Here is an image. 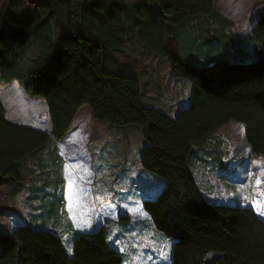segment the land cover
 <instances>
[{"label": "trees", "instance_id": "obj_1", "mask_svg": "<svg viewBox=\"0 0 264 264\" xmlns=\"http://www.w3.org/2000/svg\"><path fill=\"white\" fill-rule=\"evenodd\" d=\"M153 1L162 16H155L142 0L133 4L81 0L77 22L69 20L70 35L61 31L58 40L55 23L41 11L18 16L1 10L0 34L9 28L10 36L0 38V57L1 45L18 48L12 59H2L0 79H15L27 95L43 99L52 131L8 122L0 103V178L19 181L18 163L51 137L62 140L78 110L88 106L97 121L143 129L141 166L164 184L142 207L154 229L173 242L171 264H264V221L251 207L209 202L193 171L201 153L192 149L193 143L200 145L209 134L235 121L245 128L250 155L264 157V11L252 37L244 38L236 36L231 23L216 11L217 0ZM64 12L62 21L67 18ZM192 29L205 39L203 46L212 44L219 52L230 38H237L238 43L252 46L251 54L215 66L193 63L178 49L179 44L183 51L194 44ZM34 36L43 37L41 46L51 54L39 68L21 70L22 55ZM128 40L163 58L172 74L189 82L190 102L175 116L145 106L137 78L107 70L123 66L120 57L127 56ZM69 246L71 255L61 237L21 225L9 234L0 233V264L123 262L102 227L76 234Z\"/></svg>", "mask_w": 264, "mask_h": 264}, {"label": "rangeland", "instance_id": "obj_2", "mask_svg": "<svg viewBox=\"0 0 264 264\" xmlns=\"http://www.w3.org/2000/svg\"><path fill=\"white\" fill-rule=\"evenodd\" d=\"M80 1L81 0H0V12L5 9L9 13H15L20 16L22 13L28 11H41L46 18H50L55 23V32L58 35V40L61 31L66 35H70L69 20L71 19L73 24L77 22L78 3ZM135 1L138 0H125L128 4ZM143 1L155 16L161 15L153 0ZM216 9L235 23V31L242 32L245 29L249 34L250 32L248 31L250 30L249 26L252 22L251 20L257 12L264 9V0H218ZM63 11H65L64 14L67 15V18L62 21L61 15ZM69 14H71L70 18H68ZM12 26L13 25H11V27ZM14 28L20 31L19 28ZM8 31L9 28H6L4 32L0 34V38L9 39L10 33ZM42 41L43 37L39 38L37 36L29 40L30 49L22 55V62L19 64V69L35 70L41 66L39 64H41L42 59L47 58L49 52L51 54V50H47V48L41 46ZM17 48L15 44L13 47L12 44L7 46L1 45L3 56L0 57V63L3 61L2 59H12L14 51H16ZM6 50H8V53L5 52ZM125 51L127 56L120 57L123 66L120 65L114 68H107V70L124 76H138L141 82L143 78L144 85V63H150L152 57L156 58V62L164 60L160 57H156L146 49L143 50L139 44L129 45ZM139 60L141 62L137 63ZM45 62L47 63V61ZM134 64L138 66L132 68ZM167 65V62H159V73H161V75L162 73L164 74L156 82L153 81V85H149L150 91H148L150 94L147 95L150 97H158L161 102L167 105H163V109L169 113L181 98L176 95L174 89L172 90L170 88V84L173 81L169 77ZM174 79L181 82L184 81L180 78ZM7 86H12V90H16L15 94L13 93L9 96L8 91H5L4 88ZM180 87L185 95L186 86L181 84ZM159 93L161 96L158 95ZM0 100L4 107L3 118L10 119L11 122L19 124L20 126L32 127L44 132H47V124L51 127L47 110H45L44 114L42 113L41 116L35 114L36 110H38L36 102L44 103L43 99L27 95L20 90L17 82H13L9 85H4L0 82ZM166 107H169L170 110L168 111ZM30 117H34L39 123L34 125L33 122H35V120L31 118L32 122L29 119ZM45 122L47 124L44 125L43 123ZM95 123L97 124V128L94 127L96 134L100 135L101 125L107 127L109 130L107 133L103 131V135H100V142L105 144V150L110 152L116 149L118 150L117 153H121V149H119L121 147L124 149V154L121 153L114 157V151L111 155H109V153L106 154L105 151H103L102 154H97L95 152L96 156L93 163L98 169V172L97 178H95L96 183H92L91 186V194L95 195L100 204L105 205L113 203L114 207L118 209L121 207L123 210L127 209L131 213H135L134 203H137L139 199L137 195L138 190L135 191V189L139 188L137 184L134 185L135 188L130 187L128 179L130 181L136 180L142 187L148 186L149 189L147 191H150V194H156L163 185V181L159 177L145 171L141 164L140 168L144 173V177L133 172V174L128 173V178L125 176H123V180L122 178H118L122 173V171H118L120 165L117 166L120 160H122L123 163L128 161L127 164L133 166L136 158L135 156L141 149L142 142H144L142 128L135 125L113 126L97 120H95ZM134 129L138 130L134 131ZM128 133L127 141L126 134ZM55 145V140L52 138L43 148L29 157L33 161H36V169H34V171L22 170V172H20L23 176L24 189L19 192L17 190L13 193L10 192L9 201L10 203H14L13 206H11L12 211L18 212L23 216L31 225L32 229L49 231L61 237L66 252L71 255L72 251L70 250L69 241L72 240V233L68 230L69 225L67 224L66 216L63 214V198L66 191L65 162L55 153ZM201 148H203L202 151H205V155L209 157L208 159H211V161H214L218 165L224 164L221 167V173L224 176H219L218 174L214 177L210 176L206 183L202 182L201 172H210L211 169H208L210 167L206 165L203 169L197 167L196 170L193 169L198 176L199 188L204 193L205 198L209 202L214 203H224L235 206L243 204V206L246 207L253 206V210L256 212L257 216L264 221V215L261 214L264 212V195H261V193H264V157L262 156L263 158H259L250 155V150L245 141L244 126L235 121L228 122L223 127L209 134L200 145L195 143L192 145V149L197 150L199 153L201 152ZM29 158L19 162L18 165H20V163H26L29 161ZM111 166L118 170H111ZM99 169L101 171H99ZM75 170L76 165L67 166V173L71 183L76 182V185L72 187V192L76 194V197L78 194L86 195L87 189L83 191L82 188H80L81 184L78 181V176L77 180L74 179ZM110 172H112V175L115 173L116 175L114 177L118 178L115 183L111 181ZM104 177L106 178L103 180ZM0 180L13 183V180L10 179L0 178ZM258 181L260 182L259 184L257 183ZM28 186H32L33 188L31 191L27 189L26 192L25 187ZM111 189H113V191H111ZM3 206L4 204H0V209ZM126 218L131 219L132 221L130 220V222L132 223L123 220L117 222L115 228L116 231H120L121 235L119 238L120 241L117 243V249L123 255V262L121 264H171L173 242L169 240L168 242L163 234L154 229L149 220V222L136 221L138 218L130 214L126 215ZM2 223L4 222L0 218V226H3ZM126 230L139 232L136 236L128 232L127 234L129 236L124 237ZM1 234L4 233L1 232Z\"/></svg>", "mask_w": 264, "mask_h": 264}, {"label": "crops", "instance_id": "obj_3", "mask_svg": "<svg viewBox=\"0 0 264 264\" xmlns=\"http://www.w3.org/2000/svg\"><path fill=\"white\" fill-rule=\"evenodd\" d=\"M217 1H216V3H217ZM135 2H133V3H135ZM133 3H130V4H133ZM216 3H215V9H216ZM216 11H217V9H216ZM263 11H264V9L257 12L254 15V17L252 18V20H251L252 22L250 23V26H249L250 30L248 31V32H250L249 34L246 32L245 29L242 32L235 31V29H234L235 23L231 19H229L225 14H223L219 11H217V12L231 23V31L234 32L236 36L244 37V38H251L252 37V28L256 24L258 17L260 16V14ZM189 33H193L194 37L196 38V41L194 42V44L192 46H189V45H187L186 47L184 46V49H185L184 51H183V46L181 44H179L178 49H179L181 54L190 58V61H192L193 63L207 64L208 66H215L216 64H218L222 60H228V61L239 60L240 61V60H244V59L248 58L249 55L251 54L252 46H250L248 44L244 45V44L238 43L237 38H235V39L230 38L227 45H224L222 47L221 51L218 52L217 48H215L212 44H208V45L203 46L205 39H202L201 36H199L200 33L197 30H193V29L189 30ZM209 40H212V39H209ZM137 44H139V43L135 40H128L125 42V50L129 45H137ZM141 48L143 50H145L144 47L141 46ZM205 51L206 52L209 51V53L207 55H204ZM156 57H158V56H156ZM161 59H163V58H161ZM140 62L141 61L139 60V62H137V63H140ZM152 62H154V63H152ZM159 62H166V61L160 60V61L156 62V58L152 57L150 63L149 62L144 63L143 67L145 68V75H143V77L145 80V85L143 83V78H142V82H141L139 80L138 76H136V77L134 76V77L140 81L142 98H143V102H144L145 106L158 109V110L164 112L165 114L173 117L176 115L178 110L188 106V104L190 102L191 86L187 81H186L187 82L186 83L185 80L181 82V81H178L177 79H174V78H178V77H176L174 74H172V72L169 68V65H167L168 66L167 71L169 72V77L173 81L170 84V88L172 90L174 89V91L176 92V95L180 96V98H181V100L178 101V103L175 105V107L171 109L172 111H170L168 113L166 110L163 109V105H165L164 102H161L160 99H158V97H155V96L150 97L149 95H147V94H150L149 85H153L152 82L153 81L156 82L164 74V73H162V75H161V73H159V70H158ZM134 65L132 66V68H135L138 66V65H135V66ZM141 77H142V74H141ZM0 82L3 83L4 85H9V84H12L13 82H17L18 87L20 88V90L23 91L19 82L15 79L10 81V82H5V81H2L0 79ZM181 84L186 86L185 95H184V92L181 90V87H180ZM4 88H5V91H8L9 96L12 95L13 93L15 94V92H16V90H12V86H7ZM19 94L21 95L20 92H19ZM158 95L161 96L160 93ZM183 95H184V97H183ZM0 103H2L1 100H0ZM36 105L38 106L37 107L38 110H36L35 114H39L41 116V114L42 113L44 114L45 110H47L46 104H45V102L44 103L36 102ZM44 106L46 107V109ZM165 106H167V105H165ZM166 109L168 111L170 110L169 107H166ZM47 114H48V110H47ZM48 117H49V114H48ZM31 118L33 120H35V122H33L31 120ZM29 119L34 123V125L39 123V121H37L34 117H30ZM6 120L12 124L19 125V124L11 122L10 119L9 120L6 119ZM43 124L45 125L47 123L45 122ZM50 125H51V122H50ZM46 126H47L46 131L51 133L52 125H51V127L48 124ZM94 127L97 128V124L95 123V119L93 117L91 109L88 106H83L78 110V112H77V114H76V116H75V118L71 124V127L69 128L68 132L63 137V139L58 141V142L55 141V143H56L55 153L65 162V169L64 170L66 172V186H65L66 191L64 193V198H63V208H64L63 214L66 216L67 224L69 225L68 230H69V232L72 233V240L76 234L91 233V232L97 230L98 228L102 227L105 230V234H106V237L108 239L109 244L111 246H115L117 248V243H119L118 241H120L119 238L121 237V235H120V231H116V229H115L116 223L121 222L123 220L126 222H130L131 219L126 218V215H129V214L131 216L133 215V216L137 217L138 219H136V221L149 222L150 217L143 210L142 203L146 199L156 198V196L158 195V193L162 189L163 185L161 186L160 190L156 194H150L151 192L147 191L149 189L148 186L142 187L140 184H138V182L136 180L130 181L128 179V183H130V187L135 188L134 185L137 184V186L139 188V189H137V188L135 189V191L138 190L137 195L139 196V199L137 200L138 202L134 203L135 204V207H134L135 213H131L127 209L123 210V208H121V207H120V209H118V208L114 207L113 203H108L110 205L100 204V202H98L95 195L91 194V186H92V183L93 184L96 183L95 178H97V172H98L97 171L98 169L96 168V166L93 163L94 158L96 156L95 152L97 154H102V152L105 151L106 154L109 153V155H111V153L114 151V154H115L114 157H116L118 154H121V153L124 154V149L121 147L119 148V149H121V153H117L118 150H116V149L111 150L110 152H107L104 148L105 144L104 143L102 144V142H100V140H101V136L103 135L102 134L103 131L105 133H107V131H109V130L107 129V127L101 125V127H100V129H101L100 135L101 136H100V135L96 134V130L94 129ZM30 128H32V127H30ZM33 129H35V128H33ZM136 130H138V129H134V131H136ZM128 135H129V133L126 134L127 141H128ZM142 136H143V140H144L143 129H142ZM52 138L53 137H51L50 140H52ZM144 145H145V140H144V142H142L141 149L139 150L138 154H136V156H135L136 158H135V161L133 163V166H130L131 164H127L128 161L123 163L122 160H120L117 164V166L120 165L119 170L117 168H113L111 166V170L114 169V170L122 171L121 175L118 177L119 179L122 178V180H123L124 179L123 176L128 178V173L133 174V172H135L137 175L144 177V173L140 168V164H141L140 160H141L142 150L144 148ZM204 152H200L201 156H198L199 158L197 159V162H195L193 164V169H195V170H196V167L199 169H201V168L203 169L206 165H208V167H210V168H208V169H211L210 172H208V173L205 171L201 172L202 182L206 183L210 176L214 177V176H216V174H218L219 176H224L221 173V170H222L221 167L224 164L223 165L216 164L214 161H211V159H208L209 157L206 156ZM35 153H33V154H35ZM33 154H30L29 156H27V158H29ZM257 157L260 158L262 156H257ZM27 158H25V160H27ZM28 160L29 161H27L26 163H20V165H18V171L20 174V180L19 181L13 180L12 181L13 183H11V182L8 183L5 180H0V201H1L0 204H4V206L0 209V218L4 222V223H2L3 226H0V233L3 232L4 234H9V233L13 232L18 226H21V225L31 226L26 221V219L23 216H21L18 212L12 211L11 206H13L14 203H10V201H9L10 192L13 193L16 190L19 192V191H22L24 189L23 176L20 172H22V170H24V171L33 170L34 171V169H36V165H37L36 161H33L31 158H29ZM71 165H73V166L76 165V170H75V174H74L75 178L74 179L77 180V176H78V181L81 184L80 188H82L83 191H84V189H87L86 195L78 194L76 197V194L74 192H72V187H74L76 185V182L71 183L69 175L67 173L68 172L67 166H71ZM87 168H89V169H87ZM132 170H134V171H132ZM99 171H101V170L99 169ZM80 172H83V173H80ZM116 173H118V172H116ZM194 174L196 175L197 181H199L198 176L195 173V171H194ZM109 175L111 176V181H113L114 183L116 182V180H118V178L114 177L116 175L115 173H113V175H112V172H110ZM105 178L106 177H104L103 180ZM32 188H33L32 186L25 187V191L27 192V189L31 191ZM111 191H113V189H111ZM240 206H243V204H241ZM251 207L253 208V206H251ZM130 223H132V222H130ZM117 230H119V229H117ZM4 231H6V232H4ZM128 232L131 233L132 235L136 236L139 231L132 232V230H126V234L124 237L129 236L127 234ZM167 241H165V242H167Z\"/></svg>", "mask_w": 264, "mask_h": 264}, {"label": "snow or ice", "instance_id": "obj_4", "mask_svg": "<svg viewBox=\"0 0 264 264\" xmlns=\"http://www.w3.org/2000/svg\"><path fill=\"white\" fill-rule=\"evenodd\" d=\"M257 183L259 184L260 182L258 181ZM261 195H264V193H261ZM261 214L264 215V212H262Z\"/></svg>", "mask_w": 264, "mask_h": 264}, {"label": "water", "instance_id": "obj_5", "mask_svg": "<svg viewBox=\"0 0 264 264\" xmlns=\"http://www.w3.org/2000/svg\"><path fill=\"white\" fill-rule=\"evenodd\" d=\"M261 15V14H260ZM259 18V17H258ZM258 20V19H257ZM252 30H253V28H252Z\"/></svg>", "mask_w": 264, "mask_h": 264}]
</instances>
